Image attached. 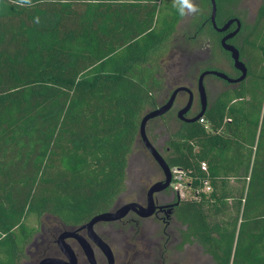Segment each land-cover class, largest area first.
Here are the masks:
<instances>
[{
	"label": "trees",
	"instance_id": "trees-1",
	"mask_svg": "<svg viewBox=\"0 0 264 264\" xmlns=\"http://www.w3.org/2000/svg\"><path fill=\"white\" fill-rule=\"evenodd\" d=\"M180 6L0 0V264L20 263L39 231L30 220L77 226L114 207ZM240 36L247 78L226 82L203 123L181 122L164 157L195 190L210 181L172 217L179 248L199 243L213 264H264V0Z\"/></svg>",
	"mask_w": 264,
	"mask_h": 264
},
{
	"label": "rangeland",
	"instance_id": "rangeland-1",
	"mask_svg": "<svg viewBox=\"0 0 264 264\" xmlns=\"http://www.w3.org/2000/svg\"><path fill=\"white\" fill-rule=\"evenodd\" d=\"M263 0H218L217 24L224 23L232 18L242 20L243 28L251 27L257 18ZM196 7L195 12L185 9L183 18L178 23L175 32L169 40V52L160 60V84L155 96L158 106L161 105L171 91L179 86H186L194 93V105L188 117L196 116L200 111L197 82L198 77L204 70L215 69L234 75L233 63L230 55L226 53L219 43L210 35L217 36V32L209 25L206 19L210 17V0H191ZM204 28L201 33L198 29ZM241 41V36L237 38V43ZM209 68V69H208ZM205 87L209 104L227 87V83L214 76L205 78ZM188 101V94H179L172 110L166 115L153 119L148 123L147 135L151 143L157 148L163 157L167 155V142L171 135L175 133L181 121L177 117L178 111L183 108ZM152 108L147 109V111ZM143 114V115H144ZM164 179L163 172L150 153L139 139L128 156V168L126 176V188L117 198L114 206H122L130 202H146V194L149 188L156 182ZM166 192L157 195L160 201L164 200ZM192 190H186L184 198L194 199ZM162 216V215H161ZM45 226L51 228L58 226V221H50L42 217L40 219ZM139 228L143 229V242L133 241L137 245L136 250L144 253L153 251V256L159 260V264H213L211 257L203 251L199 243L185 245L179 248L180 230L183 229L181 223L172 217L169 224L162 220L151 218L139 220ZM33 227L40 228L41 222L30 220ZM132 241V240H131ZM157 242L158 245L148 243ZM149 246V247H148ZM133 250L129 253L127 262L138 264L139 261L133 259ZM32 257L25 254L20 264H29ZM137 261V262H136ZM147 264V263H143Z\"/></svg>",
	"mask_w": 264,
	"mask_h": 264
},
{
	"label": "water",
	"instance_id": "water-1",
	"mask_svg": "<svg viewBox=\"0 0 264 264\" xmlns=\"http://www.w3.org/2000/svg\"><path fill=\"white\" fill-rule=\"evenodd\" d=\"M211 5V13H210V23L212 25V28L217 33H225L227 32L232 25H236V28L231 33L224 36L221 41L220 45L221 48L227 52L230 55V58L233 63V67L240 72L239 77H231L229 74L215 69H209L204 70L200 73L198 77L197 82V89H198V96L199 101L201 105L200 112L194 116V117H188L190 111L192 110L193 104H194V93L191 88L186 86H179L171 91V93L168 95V98L166 101H164L161 105L157 106L156 108L147 111L141 119L140 127H139V139L144 144L147 151L150 153V155L153 157V159L156 161V163L161 168L164 179L161 181H158L154 183L147 192L146 197V205H142L138 202H130L127 204L122 205L121 207L117 208L113 211H107L100 214L95 215L92 217L86 224H84L79 230H87L90 238L99 246V248L102 250V252L107 256L108 258V264H114V254L111 250V247L94 231V226L101 222H112V221H119L124 219L130 212H135L140 218H151L155 214H157L158 210L159 212H164L166 215V218H170L173 215V210L175 206L178 204V202L181 200V197L179 195H176L177 202L175 204H164L159 205V207L156 204L155 201V195L158 193H162L164 191H167L171 187L172 182V174H171V167L167 163L166 159L162 156V154L157 150V148L151 143L148 135H147V126L148 123L156 118L162 117L166 115L168 112L172 110L174 107L176 100L181 93H187L188 94V101L186 105L181 108L178 113L177 117L181 122L185 123H191L196 122L200 120L206 113L209 102H208V95L206 92L205 87V78L207 76H214L216 78H219L225 82H227L230 85H237L241 82H243L247 76H248V67L245 63V61L241 58L240 49L232 44L230 42L231 39L235 38L242 29V22L239 18H232L226 21L222 26H219L217 24V13H218V4L217 0H210ZM79 230H73V231H64L58 240L59 247L61 251L68 257L70 263L67 264H77L76 256L72 250V248L69 246V244L66 243L65 239L69 237H77L80 244L83 247V250L90 260L91 264H97L95 261L93 251L90 247L89 242L79 234ZM41 264H64L59 259H46Z\"/></svg>",
	"mask_w": 264,
	"mask_h": 264
},
{
	"label": "flooded vegetation",
	"instance_id": "flooded-vegetation-1",
	"mask_svg": "<svg viewBox=\"0 0 264 264\" xmlns=\"http://www.w3.org/2000/svg\"><path fill=\"white\" fill-rule=\"evenodd\" d=\"M209 18L206 19V25L211 24ZM235 28H236V25L234 24L231 26V28L227 32L220 33L221 35L220 41L224 36L234 31ZM242 29H243V23H242ZM240 33L238 35H240ZM233 39H231L230 42ZM233 69H234V75L232 77H235V78L239 77L240 72L236 70L234 67ZM200 110H201V105H200ZM164 192L166 193L164 195V200L162 201H160L159 198L157 197L159 193L155 195V201H156L157 206L159 207V205H164V204H175L177 199H176V194L173 192L172 188L170 187L167 191H164ZM146 197H147V194H146ZM142 205H146V202L143 203ZM119 207L121 206H114L109 211L116 210ZM42 217L50 221L49 224H55V223H52L51 221L57 220L58 226L51 228L49 225L47 226H45V224L43 225L42 221L40 220L41 224H40L39 231L36 232V234L32 238V241L26 246V249H25V254H28L32 257V261L29 264H41L44 260L50 259V258L59 259L64 264L70 263L68 257L61 251L59 247V244H58L59 237L64 231L79 230L88 221L81 225L68 226L62 223L58 218L52 215L45 214ZM151 218H156L158 220L159 218H161L162 221L169 224V220L172 217L166 218L165 213L159 212L158 210L157 214H155ZM151 218H147V219L140 218L135 212H130L122 220L112 221V222H101L94 226V231L97 233V235H99L111 247V250L114 254V264H132L131 261H129V263L127 262L131 249L133 250V256H134L133 259L134 260L137 259V261L140 262L138 264H143V263L159 264V260H156L155 257L153 256V251L152 252L149 251V253H144V252H141L140 250H136L137 245L132 244L133 241L134 242L139 241L141 243L143 242V232L144 231L143 229L140 230L139 228V223H140L139 220H148ZM78 232L81 236H83L89 242L97 264H108L107 256L102 252L99 246L90 238L87 230L85 229L79 230ZM65 241L72 248L76 256L77 264H91L90 260L86 256L83 250V247L80 244L77 237H69V238H66ZM148 243H151L152 247L153 245H158L157 242H155L154 244V242L148 241Z\"/></svg>",
	"mask_w": 264,
	"mask_h": 264
},
{
	"label": "built area",
	"instance_id": "built-area-1",
	"mask_svg": "<svg viewBox=\"0 0 264 264\" xmlns=\"http://www.w3.org/2000/svg\"><path fill=\"white\" fill-rule=\"evenodd\" d=\"M200 122L203 123L204 119L201 118ZM202 171L207 172V165L206 163L201 164ZM171 174H172V182H171V188L173 192L176 195H179L181 198H184L186 190H192L194 197L197 198L199 196L200 192H210L211 186L209 179H204L203 182V188L199 190H195L192 188V176H190L189 172L182 170L178 167L171 168Z\"/></svg>",
	"mask_w": 264,
	"mask_h": 264
},
{
	"label": "clouds",
	"instance_id": "clouds-1",
	"mask_svg": "<svg viewBox=\"0 0 264 264\" xmlns=\"http://www.w3.org/2000/svg\"><path fill=\"white\" fill-rule=\"evenodd\" d=\"M185 9H187L190 12H195L196 11V7L191 2V0H181V6L179 8V12H180L181 15L185 14Z\"/></svg>",
	"mask_w": 264,
	"mask_h": 264
}]
</instances>
